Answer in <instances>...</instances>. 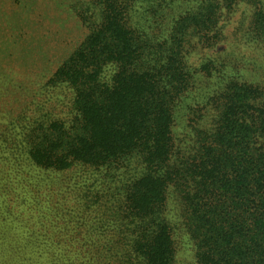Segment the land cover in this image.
Masks as SVG:
<instances>
[{
	"label": "trees",
	"instance_id": "1",
	"mask_svg": "<svg viewBox=\"0 0 264 264\" xmlns=\"http://www.w3.org/2000/svg\"><path fill=\"white\" fill-rule=\"evenodd\" d=\"M12 1L6 92L32 88L0 107V264H178L171 201L194 264H264V88L222 81L175 130L206 68L185 46L252 3L264 47V0Z\"/></svg>",
	"mask_w": 264,
	"mask_h": 264
},
{
	"label": "rangeland",
	"instance_id": "2",
	"mask_svg": "<svg viewBox=\"0 0 264 264\" xmlns=\"http://www.w3.org/2000/svg\"><path fill=\"white\" fill-rule=\"evenodd\" d=\"M7 2L8 0H1L0 4V62L3 56L10 54L9 50L13 49L9 43L7 44V42H11L9 35L6 36L7 27L10 29V25L7 23L5 26V17L1 16ZM12 2H14V0ZM59 2L64 11L68 9L66 8L68 7L67 1L66 4L63 3V0H59ZM71 2L76 3V0H71ZM260 6L264 10V2H262V5H257V10ZM254 9L255 7L252 3H240L237 4L230 13H226L225 15L222 14L220 24L222 26L221 38L223 39H220L219 44L215 45V47L211 49H202V46L195 41L185 46L187 47L186 57L188 59V66L193 70L201 66H206V68L202 73H199L193 91L186 97L182 108H180L181 117L175 130L177 133L183 134L181 137L191 134L190 128H187L186 125V106L190 104L193 106V110H195L196 103L200 108L205 109L203 112L207 111L208 108L206 104L210 102L208 98L212 96L218 84H221L222 81L234 78L255 83L264 88V47L263 44L257 40V36L252 32V14L254 13ZM49 10H52V13L47 12V16L53 17L56 24L62 26V16L56 15L57 18L53 16L54 11L57 9L50 8ZM12 59L13 58H11V60ZM1 65L0 107L4 105L6 107L11 106L18 96L19 98L29 100V89L32 88L31 85H27V87L23 88V90H25L24 93L18 94L14 89L6 92V87L13 83H21L19 86L24 83L26 84V81H22L23 78H21V74H23L22 63L7 66L5 62L4 68H1ZM24 103L27 104L26 101ZM208 121L209 118L206 116L204 122L207 124ZM168 210L169 214H171L170 219L174 223V229H176V233H178L175 237L178 260L180 261L178 264H189V262L194 264V246L189 241L186 233H183L185 230L184 227L182 229V224L178 218L179 209L174 201L170 202ZM1 262L3 264L7 263L5 257H2Z\"/></svg>",
	"mask_w": 264,
	"mask_h": 264
}]
</instances>
